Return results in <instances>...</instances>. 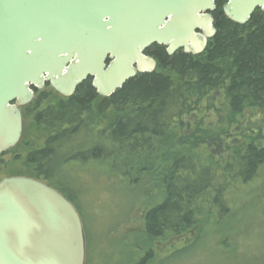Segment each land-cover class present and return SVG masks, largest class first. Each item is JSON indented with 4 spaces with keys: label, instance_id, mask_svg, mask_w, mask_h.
Here are the masks:
<instances>
[{
    "label": "trees",
    "instance_id": "trees-1",
    "mask_svg": "<svg viewBox=\"0 0 264 264\" xmlns=\"http://www.w3.org/2000/svg\"><path fill=\"white\" fill-rule=\"evenodd\" d=\"M226 3L216 0L217 34L200 56L169 57L155 45L146 54L157 71L110 98L98 96L92 79L69 99L40 94L25 113L32 131L0 158L1 167L11 157L12 176L49 182L79 212V186L117 185L129 202L119 225L139 210L141 228L108 242L107 264H168L200 247L231 249L264 211L257 203L264 180V13L240 26L224 15Z\"/></svg>",
    "mask_w": 264,
    "mask_h": 264
},
{
    "label": "water",
    "instance_id": "water-1",
    "mask_svg": "<svg viewBox=\"0 0 264 264\" xmlns=\"http://www.w3.org/2000/svg\"><path fill=\"white\" fill-rule=\"evenodd\" d=\"M216 0H0V156L22 141V109L46 83L71 98L92 79L110 98L138 75L153 74L157 45L169 57L200 56L217 34ZM264 0H227L240 26ZM87 238L76 206L25 176L0 181V264H86Z\"/></svg>",
    "mask_w": 264,
    "mask_h": 264
},
{
    "label": "rangeland",
    "instance_id": "rangeland-1",
    "mask_svg": "<svg viewBox=\"0 0 264 264\" xmlns=\"http://www.w3.org/2000/svg\"><path fill=\"white\" fill-rule=\"evenodd\" d=\"M45 92L52 93V96L56 97L51 88ZM245 117L243 124L251 117V113L246 114ZM24 125L25 135L26 132L32 131V118L26 119ZM1 161H3V166L0 167V181L4 178L14 177L10 171L11 157H3ZM82 175L87 179L86 182H90V176L84 173ZM262 181V185L260 182L257 184L261 187L259 190L261 194L257 203L261 208H264V180ZM92 186L93 188L89 190L87 185L79 186V190H75V192L82 191V196H80L77 204L81 211L79 213L82 215L86 236L88 235L86 264H107V260L104 259L106 257L104 249L108 242L115 245L127 236H134V232L141 228V220L139 210H137L135 214L126 219V226H120L122 209L126 205L129 206L127 196H123L116 190L117 185L112 191L106 190L105 186L102 185L94 186L92 184ZM130 204L132 203L130 202ZM234 238L235 245L231 249L215 251V244L213 247L210 245L200 247L185 258L168 264H264V211L260 210L258 217Z\"/></svg>",
    "mask_w": 264,
    "mask_h": 264
},
{
    "label": "flooded vegetation",
    "instance_id": "flooded-vegetation-1",
    "mask_svg": "<svg viewBox=\"0 0 264 264\" xmlns=\"http://www.w3.org/2000/svg\"><path fill=\"white\" fill-rule=\"evenodd\" d=\"M215 26V25H214ZM165 52H166V49H165ZM147 55V54H146ZM147 56H149V55H147ZM151 57V56H150ZM153 58V57H152ZM155 59V58H154ZM156 60V59H155ZM157 62V61H156ZM158 69V68H157ZM157 71V70H156ZM48 88H51L50 87V85L48 84V83H46V85H45V88L42 90V91H38V90H36L35 88H32L33 89V91L35 92V99H34V101L30 104V105H28V106H26V107H24L23 109H22V113H23V117H24V124H25V120H26V118H25V113H26V111L33 105V103H35V101H37V98L39 97V95L40 94H42V93H44ZM24 131H25V129H24ZM1 158V157H0Z\"/></svg>",
    "mask_w": 264,
    "mask_h": 264
}]
</instances>
